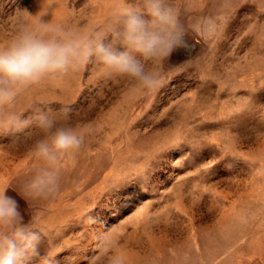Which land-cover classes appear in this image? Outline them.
<instances>
[{"label": "rangeland", "instance_id": "rangeland-1", "mask_svg": "<svg viewBox=\"0 0 264 264\" xmlns=\"http://www.w3.org/2000/svg\"><path fill=\"white\" fill-rule=\"evenodd\" d=\"M116 2L0 0V44L40 19L103 29ZM168 2L189 46L149 63L155 89L89 63L18 96L24 117L70 108L91 129L60 191L27 203L34 129L0 133V187L43 237L30 264H90L110 228L127 264H264V0Z\"/></svg>", "mask_w": 264, "mask_h": 264}, {"label": "clouds", "instance_id": "clouds-1", "mask_svg": "<svg viewBox=\"0 0 264 264\" xmlns=\"http://www.w3.org/2000/svg\"><path fill=\"white\" fill-rule=\"evenodd\" d=\"M210 36L208 32L206 38ZM188 46L185 26L168 0H140L138 4L117 0L110 23L100 30L78 32L43 19L35 27L18 26L13 38L0 44V133L24 134L34 129L30 152L35 163L20 177L25 203L48 199L60 191L63 161L83 147L91 129L73 125L70 108L62 109L59 117L44 110L24 117L13 110L23 91L89 63L98 64L110 77L152 90L159 80L149 63ZM8 190L0 187V264H30L32 257L41 255L43 237L25 221L19 201ZM90 264H127L115 228L100 234Z\"/></svg>", "mask_w": 264, "mask_h": 264}]
</instances>
